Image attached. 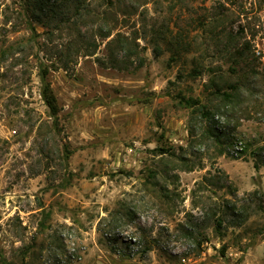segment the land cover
<instances>
[{"label":"rangeland","instance_id":"obj_1","mask_svg":"<svg viewBox=\"0 0 264 264\" xmlns=\"http://www.w3.org/2000/svg\"><path fill=\"white\" fill-rule=\"evenodd\" d=\"M49 1L0 0V264H264V0Z\"/></svg>","mask_w":264,"mask_h":264},{"label":"trees","instance_id":"obj_2","mask_svg":"<svg viewBox=\"0 0 264 264\" xmlns=\"http://www.w3.org/2000/svg\"><path fill=\"white\" fill-rule=\"evenodd\" d=\"M31 2V0H27V2ZM29 2H28V5H29ZM48 2H50L49 0H32V8L34 10H37V12H41L42 10L45 9V6L48 4ZM87 2V0H63V3L59 4L58 7H61V6H64L68 8L72 7L73 6V9L75 11H78L80 10L84 4ZM120 3V0H109V2L107 3V7H108V10L107 11H113V8L117 6V4ZM52 6V5H51ZM49 10L46 11L47 15L52 19V18H55V17H58L56 14V11L55 9H53L52 7H49ZM70 8L66 11H62L60 12V15H62L60 18V21L61 22H65L67 19L65 18H69V16H65L66 13H69L70 12ZM36 12V11H35ZM39 14V13H38ZM100 27L99 31H100V35L103 37V38H109L111 37L112 35V28L110 27ZM125 37H123L119 32L116 36H113L109 39L108 43H114V42H117L119 44V47L121 48H124L125 46ZM90 48V47H89ZM87 54H90V53H87ZM50 71V68H44L42 70V77H43V80L46 78V76L48 75ZM216 88H215V94H220L222 95V98L225 99V100H231L233 98V96L230 94V93H227L226 91H222L221 88L218 86L217 83H215ZM240 86L239 85H231V88H233L235 91L239 90ZM41 94H42V97L44 99V102L46 103V105L48 106L49 110H50V113H51V116H53L55 118V122H54V125L58 124L57 123V116H58V113L60 112L61 110V107L58 103V99H57V96L51 86V84L49 82H45L44 85H43V88H42V91H41ZM188 104L190 106H195L197 104V102L192 99V100H189L188 101ZM193 113H196V112H200L202 117H207L208 119H213V116H214V113L209 109L207 108L206 105H200L198 107H195L192 111ZM208 131L211 132L212 134H215V129L212 128V127H209L208 128ZM163 153H166L168 152L169 150L168 149H160ZM189 236L190 237H193V232H188Z\"/></svg>","mask_w":264,"mask_h":264}]
</instances>
